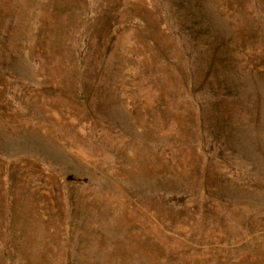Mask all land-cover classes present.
I'll return each instance as SVG.
<instances>
[{
    "label": "rangeland",
    "instance_id": "374dc122",
    "mask_svg": "<svg viewBox=\"0 0 264 264\" xmlns=\"http://www.w3.org/2000/svg\"><path fill=\"white\" fill-rule=\"evenodd\" d=\"M0 264H264V0H0Z\"/></svg>",
    "mask_w": 264,
    "mask_h": 264
},
{
    "label": "trees",
    "instance_id": "16d2710c",
    "mask_svg": "<svg viewBox=\"0 0 264 264\" xmlns=\"http://www.w3.org/2000/svg\"><path fill=\"white\" fill-rule=\"evenodd\" d=\"M8 220V219H7ZM66 220V219H65ZM67 220H70L69 217H67ZM68 224V223H67Z\"/></svg>",
    "mask_w": 264,
    "mask_h": 264
}]
</instances>
